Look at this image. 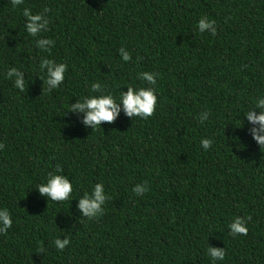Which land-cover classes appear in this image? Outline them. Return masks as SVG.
Listing matches in <instances>:
<instances>
[{"label": "trees", "instance_id": "16d2710c", "mask_svg": "<svg viewBox=\"0 0 264 264\" xmlns=\"http://www.w3.org/2000/svg\"><path fill=\"white\" fill-rule=\"evenodd\" d=\"M48 28L25 30L23 9ZM48 11L45 12L44 10ZM215 21L216 33L198 31ZM54 40L41 51L35 40ZM124 48L132 59H121ZM67 64L48 90L43 58ZM22 71L20 92L6 77ZM151 72L154 85L141 81ZM94 81L118 97L153 87L147 119L127 116L93 129L66 111ZM264 95V0H0V208L12 226L0 233V264H264V148L244 112ZM208 118L201 122L200 116ZM258 126V125H257ZM210 138L212 146H201ZM59 166L73 198L53 202L36 187ZM102 182L97 217L78 200ZM148 191L137 195L136 184ZM241 217L246 235L230 234ZM70 243L62 250L56 238Z\"/></svg>", "mask_w": 264, "mask_h": 264}, {"label": "clouds", "instance_id": "9594fccd", "mask_svg": "<svg viewBox=\"0 0 264 264\" xmlns=\"http://www.w3.org/2000/svg\"><path fill=\"white\" fill-rule=\"evenodd\" d=\"M24 3V0H11L12 6L15 8ZM45 12L48 10L45 9ZM23 16L25 17V30L28 35L37 37L40 33L48 28V18L44 13H33L30 8L23 9ZM198 31L203 33L210 31L213 35L216 33L215 21L206 16L201 17L197 22ZM35 44L41 51H50V45H54V40L46 37H41L35 40ZM121 59L125 62L132 59L131 54L121 48ZM67 64L64 62H56L53 59L43 58L40 61V71L45 74L46 79L44 83L47 84L48 90L58 88L65 80V73L67 71ZM22 71L13 66L7 69L6 77L13 81V87L19 89L20 92L25 90L26 82L22 78ZM141 81H147L149 85H154L156 77L151 72L138 73ZM90 94L85 95L82 99L71 103L66 111L73 113L83 112V123L90 125L93 129L101 127V122H112L119 115L121 108L129 117H141L147 119L152 116L156 103L157 95L153 87H134L127 86V91H121L118 97L114 96L110 91L105 90V86L100 82L94 81L90 84ZM254 106L259 110L257 113L253 107L244 112L247 120L251 122L253 127L250 129L252 139L264 148V95H258L254 99ZM208 118V113L205 112L200 116L201 122ZM258 125V126H257ZM201 146L207 150L212 146L210 138H202ZM0 147H3L0 144ZM41 195L47 197L48 201L62 202L69 201L73 198V184L69 177L63 174L59 166L55 170L49 172L44 181L37 186ZM133 193L140 195L148 191L147 184H136L132 189ZM108 199L105 192V187L102 182L96 183L91 192H85L78 200V208L82 211L83 216L88 219L99 216L103 212V205ZM12 217L7 208H0V233L6 232L12 226ZM230 234L235 236L237 234L246 235L248 232V225L241 217H237L229 225ZM70 240L56 238L54 241L57 249H64ZM207 254L212 259L213 264L217 261H223L225 258L224 247L209 246Z\"/></svg>", "mask_w": 264, "mask_h": 264}]
</instances>
